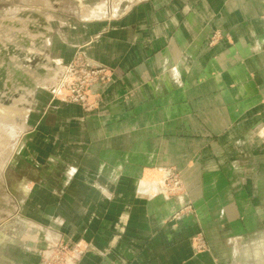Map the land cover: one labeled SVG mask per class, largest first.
Returning a JSON list of instances; mask_svg holds the SVG:
<instances>
[{
    "label": "crops",
    "instance_id": "obj_1",
    "mask_svg": "<svg viewBox=\"0 0 264 264\" xmlns=\"http://www.w3.org/2000/svg\"><path fill=\"white\" fill-rule=\"evenodd\" d=\"M126 1L59 30L66 53L44 52L45 72L23 81L33 87L5 91L24 89L28 105L23 121L0 120L3 150L12 144L0 171L36 87L79 50L112 78L89 110L49 92L25 144L44 174L22 188L48 240L79 244L77 264H264V0ZM19 255L14 264L39 261Z\"/></svg>",
    "mask_w": 264,
    "mask_h": 264
},
{
    "label": "rangeland",
    "instance_id": "obj_2",
    "mask_svg": "<svg viewBox=\"0 0 264 264\" xmlns=\"http://www.w3.org/2000/svg\"><path fill=\"white\" fill-rule=\"evenodd\" d=\"M129 4L130 1L126 0H0V68L5 69L7 77L4 82L5 89L7 91L13 89L15 84L11 81L12 77L22 83L27 80L25 72H35L34 75L41 73L38 71L43 67L44 52H48L55 59L66 53V47L64 46V49L61 42L63 38L61 31L63 33L72 32L70 25H74L76 21L89 22L108 19L112 12L115 14L117 7L122 9ZM91 12V17L87 18L86 16ZM48 16H51L49 22ZM45 27H51V29L47 32L42 31ZM31 33H34L36 37L32 38ZM44 35L49 38L48 41L44 39ZM29 48H34L35 51L30 52ZM82 56L84 55L79 50L75 52L72 58L62 65L60 74L65 66H70L75 61L79 62L78 58ZM88 61L84 56V62L89 64V67H98ZM70 74L73 79L71 71ZM72 79L69 77V80L72 81ZM57 84L58 78H55L43 89L36 87L32 95L34 103L26 114L27 129L21 136L19 147L13 158L2 172L0 171V264H14L16 260L12 258L14 254L18 256L20 253L19 256L22 254L28 256L31 252L37 254L39 258L37 264H77L76 252L80 249L79 244L61 238L49 241L42 229L43 209L37 206L32 207L33 203H29V194L25 193L22 188L25 182L32 180L41 184L44 172L26 159L29 154L33 157L35 155L34 151L28 149L25 144L29 141L33 144L34 141L33 119L39 116V113L34 112L35 109L42 108L44 103H47L49 92L55 94ZM90 88L92 91L94 87ZM62 89V92L56 93L55 96L72 102L68 97L69 84L62 86ZM19 92L20 96L25 93L24 89ZM20 96L5 91L0 92V107L7 106L4 112L0 110V120L5 124H10L11 121H23L24 114L20 112L27 109L28 100ZM4 99H8L9 103H6ZM13 110L16 111L12 112ZM5 161L0 157L1 166L2 163H6ZM36 196L37 201H40V194ZM30 221L41 225L31 224ZM53 228L59 229L58 225H54Z\"/></svg>",
    "mask_w": 264,
    "mask_h": 264
},
{
    "label": "built area",
    "instance_id": "obj_3",
    "mask_svg": "<svg viewBox=\"0 0 264 264\" xmlns=\"http://www.w3.org/2000/svg\"><path fill=\"white\" fill-rule=\"evenodd\" d=\"M74 64L66 66L68 69V77L63 81L62 86L69 84L70 94L69 99L72 102L82 104L87 110L91 109L97 104V99H93V89L92 88L99 82L108 81L113 76V69L108 66H98L96 68L89 67L90 65L84 62V59L78 58ZM82 61V62H81ZM77 63H79L77 65ZM80 67V69H79ZM75 70V73L73 72ZM70 71L72 72L73 79L71 77ZM69 77L72 79L69 80ZM92 98V99H91ZM165 189L170 190L171 188H178L181 185L180 178L175 176L163 183ZM201 244V245H200ZM200 248H203V241L200 243Z\"/></svg>",
    "mask_w": 264,
    "mask_h": 264
},
{
    "label": "bare ground",
    "instance_id": "obj_4",
    "mask_svg": "<svg viewBox=\"0 0 264 264\" xmlns=\"http://www.w3.org/2000/svg\"><path fill=\"white\" fill-rule=\"evenodd\" d=\"M44 65V64H43ZM35 68V67H34ZM39 71L41 72V73H39V75H41L42 73H44L45 72V70H43L42 68H40L39 69ZM38 71V72H39ZM44 71V72H43ZM19 73H21V72H19ZM6 73H5V69L2 67V68H0V89H2V91H0V92H4V91H7V89H5V84H4V82L6 81V79H7V77H6V75H5ZM25 75H26V78L28 77V73L27 72H25ZM68 75H69V73H68V69H67V67L65 66L64 68H63V71L61 72V74H60V76H59V78H58V88H57V90H56V92H55V94L54 95H57L58 93H61L62 92V83H63V81L64 80H66L67 79V77H68ZM32 78V77H31ZM16 80H18V79H16V78H14V77H12L11 78V81L13 82V84H15L14 86H17V82H16ZM31 80V79H30ZM26 81V80H25ZM28 82V81H27ZM34 82V81H33ZM23 83V85L22 86H28V88H30V87H33L32 86V84H28V83H24V82H22ZM21 83V84H22ZM9 85V84H8ZM57 93V94H56ZM6 94V93H5ZM4 94V95H5ZM17 95V94H16ZM14 97V96H13ZM4 100H6V103H9V100L8 99H4ZM7 105V104H6ZM7 106H5V107H0V110H3V112H4V110H6L7 108H6ZM11 108V107H10ZM14 111H16V110H13L12 112H14ZM19 112V111H18ZM18 112H16V113H18ZM6 136L8 137V138H11V133H6ZM6 137V138H7ZM7 138V139H8ZM11 141L8 139V141H6V144H5V148H4V150H3V144H2V142H1V137H0V151L4 154L5 153V151H7V150H10V148H11ZM0 157H2L1 156V154H0ZM2 166L0 165V168H1Z\"/></svg>",
    "mask_w": 264,
    "mask_h": 264
}]
</instances>
